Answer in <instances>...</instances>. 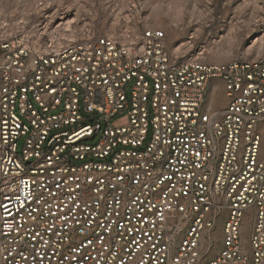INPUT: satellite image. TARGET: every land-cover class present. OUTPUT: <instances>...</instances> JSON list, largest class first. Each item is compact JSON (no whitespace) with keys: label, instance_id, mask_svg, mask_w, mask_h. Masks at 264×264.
I'll list each match as a JSON object with an SVG mask.
<instances>
[{"label":"built area","instance_id":"built-area-1","mask_svg":"<svg viewBox=\"0 0 264 264\" xmlns=\"http://www.w3.org/2000/svg\"><path fill=\"white\" fill-rule=\"evenodd\" d=\"M263 121L264 51L0 26V264H264Z\"/></svg>","mask_w":264,"mask_h":264},{"label":"rangeland","instance_id":"rangeland-1","mask_svg":"<svg viewBox=\"0 0 264 264\" xmlns=\"http://www.w3.org/2000/svg\"><path fill=\"white\" fill-rule=\"evenodd\" d=\"M120 33L158 29L170 51L212 64L264 51V0H0V26ZM221 107L224 95L212 96ZM259 130L264 154V121Z\"/></svg>","mask_w":264,"mask_h":264}]
</instances>
